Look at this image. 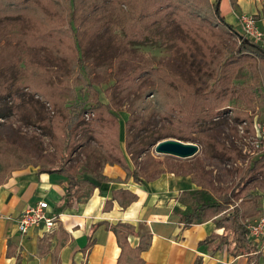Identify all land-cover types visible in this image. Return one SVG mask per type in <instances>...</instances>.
Instances as JSON below:
<instances>
[{"label": "rangeland", "instance_id": "1", "mask_svg": "<svg viewBox=\"0 0 264 264\" xmlns=\"http://www.w3.org/2000/svg\"><path fill=\"white\" fill-rule=\"evenodd\" d=\"M62 1L59 6L48 3L47 11L55 19L52 27L58 30L51 36H54L53 44L36 40L42 37L41 32L23 38L24 43L17 42L19 33L32 35L35 26L41 27V18L32 11L27 13L33 16L25 13L16 22L0 20V82L5 83L6 89L0 95V174L6 175L24 166L43 170L58 167L64 159L63 141L71 136L75 146L70 155L69 150L65 154L69 158L64 167L79 178L98 181L101 168L111 165L113 156L104 153L91 138L97 122L93 114L76 115L77 107L91 104L96 91L100 101L112 99L111 109L119 118V148L128 168L136 174L137 183L163 180L167 174L193 180L197 190L187 198L190 208L199 202H212L213 188H230L234 169L241 168L262 151L259 142H264V133H261L264 91L258 83L261 74H255L252 64L263 66L255 57H241L238 66L227 71L233 77L225 89L229 101L223 102L218 117L211 122L215 124L199 133L189 128L193 121L200 125L205 119L204 111L187 112L183 116L179 97L193 93L194 89H208L216 79L220 54L233 52L238 45L236 38L223 34L217 27V21L208 12V0H173L174 7L177 3L181 5L180 10L160 11L156 6L147 13L140 12L137 0L130 5L122 2L125 0ZM162 2L166 4L165 0ZM254 3L255 10L246 15L254 19L263 45L264 0H254ZM73 7L77 11L71 32L64 27ZM233 27L239 35L242 33L239 24ZM74 32L83 51L85 69L80 71L75 65ZM141 67L156 68L154 76L143 77L129 88L124 85L117 86V90L113 88L118 78L134 75ZM31 79L41 87L38 92L25 86L36 85ZM148 90L156 95L149 96ZM50 100L58 107L52 106ZM166 111L173 115L160 116ZM233 111L235 115L247 117L246 126L232 121L230 112ZM66 125H73L74 129L68 130ZM162 129L175 140L192 139L185 143L196 145V154L188 159L155 154L154 145L144 143L150 141L148 135ZM214 143L238 149L240 158L231 161L216 156L211 150ZM247 191L258 196L255 200L258 205L260 197H264L263 181L256 180ZM231 202L225 213L231 212L239 200L234 198ZM260 217L264 218V213ZM250 223L245 220V227Z\"/></svg>", "mask_w": 264, "mask_h": 264}, {"label": "crops", "instance_id": "2", "mask_svg": "<svg viewBox=\"0 0 264 264\" xmlns=\"http://www.w3.org/2000/svg\"><path fill=\"white\" fill-rule=\"evenodd\" d=\"M214 1V0H210ZM220 17L232 27L239 15L255 10L254 0H216ZM264 47V43H263ZM66 178L58 173L27 166L0 182V264H116L119 248L109 227L125 224L129 247L138 236L150 235L148 248L140 253L143 264H247L245 256L231 258L225 252L211 254L200 243L211 234H221L211 220L189 225L179 217L190 207L187 198L196 189L184 178L167 174L163 180L135 183L115 164L101 168L96 188L81 192L70 207L64 206ZM121 191L118 201H109L112 191ZM258 204L264 213V197ZM38 201L47 204L46 214L57 216L50 234L31 228L19 234L15 220ZM109 203V204H108ZM264 264V240L257 246Z\"/></svg>", "mask_w": 264, "mask_h": 264}, {"label": "trees", "instance_id": "3", "mask_svg": "<svg viewBox=\"0 0 264 264\" xmlns=\"http://www.w3.org/2000/svg\"><path fill=\"white\" fill-rule=\"evenodd\" d=\"M39 1H41L40 4ZM70 3H73L74 0H67ZM133 0H125L122 1L125 5L132 4ZM136 1V0H134ZM170 1V2H168ZM186 1V0H185ZM55 3L58 6L60 3H64V1L60 0H0V20L6 19L9 21L15 20H21V17L29 12L32 11L36 14H38L39 18H41L40 25L41 27L35 26L32 29V35H27L19 33L17 42H23V38L25 37H33L36 36V34L40 33L42 34L41 38H35L36 40L39 39L45 44H53L52 34H56L58 30L56 28H53V23L55 22L54 18L49 14L47 11L48 3ZM138 2V9H140V12L147 13L154 8L159 7L158 10L162 11L163 9H181V5L177 3L174 7L173 0H165L166 4L162 2V0H137ZM181 2V1H180ZM209 4H207L208 12L214 20L217 27L221 30V32L225 35H228L230 37L237 39V47L233 50V52H227L222 56L220 54V64L218 65V61L216 63V71L215 76L216 79L212 81L211 85L208 89L205 91H200L197 89H194V92L189 93L185 96L179 97V105H180V111H183V116L187 112L194 113L196 110H203L204 111V117L205 119L200 122V125L196 123V121H193L192 123H189V128L193 131H199L203 130L204 128H211L215 123L213 122L214 119L218 117V112L223 108V102L229 101V95L227 94V91H225L226 86L228 84H231V79L233 78L232 75H228L227 71L231 70L233 66L239 64L241 57H244L245 59L249 58H257L258 61L262 64V68H259L256 64L253 67V71L261 74V80L259 79L258 83L262 85L263 88H261L262 91H264V47L263 45H260L262 40L260 42H254L252 40H249L246 38L245 40L240 39V35L237 31H235L234 27L227 24L222 17L219 15L218 9H215L216 0L214 2H210L208 0ZM232 3V0H230ZM67 3V2H66ZM182 4V3H181ZM183 5V4H182ZM233 5V3H232ZM70 10L69 15L66 16L65 21L66 25L64 27L65 30L73 31L71 28V25L75 21V13L77 10H75V7ZM69 12V9H68ZM157 11L154 13L156 16ZM27 16H33L28 15ZM161 16V15H159ZM156 22H162L156 20ZM164 23H160L162 25ZM180 24H178L177 27H179ZM67 28V29H66ZM46 43L45 41H48ZM173 40L171 39V42ZM73 45L75 48V56H76V67L78 68V71L81 69H85L84 63L82 61L83 59V51H80V47L77 43L76 39V33L73 34ZM222 56V57H221ZM205 60V59H204ZM138 71L131 76L124 75L116 80L114 83V87L116 90L119 89L117 86H127L129 88L131 85L136 83V81L141 80L143 77H153L154 72L156 70L152 68L147 67H141L137 69ZM129 75V74H128ZM164 75L167 76H173L172 74L166 73ZM166 76V78H167ZM177 77V76H175ZM30 78V76L28 77ZM32 83H35L33 79H31ZM122 83V84H121ZM4 82H0V95L4 94L6 92V89L4 87ZM36 84V83H35ZM128 84V85H127ZM27 87L34 88L35 92H38V89L41 87H38L36 85L31 84H25ZM224 86V87H223ZM197 88V87H195ZM260 88V87H258ZM257 88V89H258ZM123 90H126V88H123ZM127 91V90H126ZM260 92V91H258ZM149 96H154L156 93L152 90H148L147 93ZM98 93L95 91L94 94V100L91 102V104H88L87 107H77V113L76 115L81 116L83 113L88 112L92 113L94 116V119L97 120L92 124V139L95 140L96 144L101 147V150L104 153H108L113 156L112 158V164L117 165L119 168L123 170L126 177L132 178V180L137 183L138 178L134 172H131L128 168L125 155L122 153L121 149L119 148V133H120V126H119V118L115 114L114 111L111 109V103L112 99L110 98L109 101L102 102L99 100ZM228 97V98H227ZM44 99H48L46 97H43ZM171 101V105H173L174 100ZM168 102V101H166ZM190 103V104H189ZM50 104L54 107H58L57 103L51 102ZM157 106V105H156ZM164 106V105H163ZM158 108V107H157ZM161 108V107H160ZM167 109H169L166 106ZM174 110H177L175 107H173ZM172 109V110H173ZM161 114L160 112H158ZM168 112L166 111V114ZM232 113V121L236 122L238 125H247V117L246 116H239L238 113L235 115V112ZM162 113V117L164 118H170L173 113L166 115ZM169 116V117H167ZM195 119V117H194ZM93 120V121H95ZM128 120V118H127ZM125 121L126 123L129 121ZM250 120V119H249ZM200 121V120H199ZM249 126L251 124V133H254L253 125L251 121H249ZM72 127L74 129L73 125H66V128L68 130H72ZM205 130V129H204ZM200 131V132H201ZM246 132H249L247 129ZM124 135V132H123ZM167 138H173L172 135L167 133L165 129L158 130L157 132H154L147 136V139H149V142L144 143L145 146H153L156 142L167 139ZM176 140L181 142H190L186 139L176 138ZM125 141V138H124ZM74 146L72 145L71 136L67 137L63 141V148L61 149V152L64 153L61 164L53 169H47L43 170L40 169V171H45L48 173H58L63 175L66 178V185L64 188V206L70 207L73 200H77L81 192L84 190L86 191L89 187L90 190L93 188H96L98 185V181H94L91 178H79L75 175V172H73L70 169H66L64 165L68 161V155L74 150ZM212 152L216 154V156H219L226 160H237L240 158V151L236 148H229L224 147L220 144L214 143L211 147ZM69 150V153H68ZM68 153V155H65ZM258 156L255 157L253 160H249L245 165H243L241 168L236 167L234 169V181L232 186L230 188L226 189H212V202H199L196 205H193L190 208V212L187 214L182 215L179 217L180 222H183L185 225L192 224L197 221H204V220H211L214 229H221V234H211L206 239H204L200 245H204L207 247L209 252L211 254L216 252H225L227 256H230L231 258H236L238 256H245L247 258V264H263V259L261 257V254L255 247V244L248 238V230L245 227V220L256 216L259 213L258 205L255 203L257 195H250L247 191V187L255 182L256 180H262L263 181V188H264V151H261L260 154H257ZM27 166L21 167L19 169H23ZM16 169V170H19ZM15 171V170H13ZM11 171V172H13ZM10 173L6 175L0 174V182L7 176H9ZM192 183L193 180L191 181ZM196 184V183H195ZM197 185V184H196ZM201 190V188H200ZM121 191H112L110 194L109 201L117 200L118 201V195ZM238 198L239 202L235 204L229 213H225L226 208L228 206H231L232 202L231 199ZM109 204V203H108ZM223 211V212H222ZM222 212V213H220ZM112 233L114 234L116 245L119 248V255L116 259V264H143L142 260L140 259V253L145 251L150 242V235L148 234H142L138 236V244L136 247L131 248L128 246L126 237L128 235L134 234L130 226L125 224H116L114 226L109 227ZM54 264H57L54 260Z\"/></svg>", "mask_w": 264, "mask_h": 264}, {"label": "built area", "instance_id": "4", "mask_svg": "<svg viewBox=\"0 0 264 264\" xmlns=\"http://www.w3.org/2000/svg\"><path fill=\"white\" fill-rule=\"evenodd\" d=\"M241 26L242 37L260 42L261 36L256 30V24L251 15H239L237 18ZM264 133V128L261 129ZM264 142H259V147L264 151ZM262 144V145H261ZM47 204L43 201H38L33 205L27 206L15 220V228L19 234H25L31 228H39L45 234H50L54 229L57 216H49L46 214ZM248 238L255 244V247L264 240V218L259 217L252 221L247 227Z\"/></svg>", "mask_w": 264, "mask_h": 264}, {"label": "water", "instance_id": "5", "mask_svg": "<svg viewBox=\"0 0 264 264\" xmlns=\"http://www.w3.org/2000/svg\"><path fill=\"white\" fill-rule=\"evenodd\" d=\"M217 9V4L215 5ZM241 40L246 38L241 37ZM153 152L159 155H167L178 159H188L197 152V146L192 143H185L175 139L167 138L156 142L153 146Z\"/></svg>", "mask_w": 264, "mask_h": 264}]
</instances>
